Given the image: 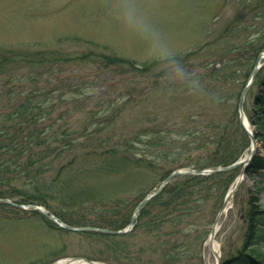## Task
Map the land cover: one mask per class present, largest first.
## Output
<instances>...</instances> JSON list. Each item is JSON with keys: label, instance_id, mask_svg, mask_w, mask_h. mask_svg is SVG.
<instances>
[{"label": "rangeland", "instance_id": "374dc122", "mask_svg": "<svg viewBox=\"0 0 264 264\" xmlns=\"http://www.w3.org/2000/svg\"><path fill=\"white\" fill-rule=\"evenodd\" d=\"M123 2L0 0V124H13L20 104L36 105L34 114L43 116L34 127L45 131L49 147L43 151L49 164L35 180L5 183L0 177V191L11 199L30 195L34 201L21 203L47 204L68 219L102 225L131 212L167 172L214 167L215 122L239 108L246 74L264 48V0H132L172 53L169 63L158 59L151 35L123 26L117 15ZM177 62L183 79L176 76ZM262 65L243 108L257 154L264 156L251 122ZM120 144L143 160L125 167L104 153ZM261 180L264 171L255 178L246 172L221 215L215 236L220 264L243 242L252 196L264 204ZM223 189L202 187L189 217L154 229L148 222L156 223L158 209H152L144 225L112 239L67 230L31 208L0 205V264H48L68 256L101 264H216L208 236Z\"/></svg>", "mask_w": 264, "mask_h": 264}, {"label": "trees", "instance_id": "16d2710c", "mask_svg": "<svg viewBox=\"0 0 264 264\" xmlns=\"http://www.w3.org/2000/svg\"><path fill=\"white\" fill-rule=\"evenodd\" d=\"M263 49L264 48L259 49L257 51V55ZM252 68L249 69L248 73L246 74V78L243 82L244 85L249 78ZM36 108V105L32 106L29 104V102L20 104L18 109L13 112V114H15L16 118L18 119L14 120L15 122L11 125H6L5 123L0 124V177L4 179L2 181L5 183L14 182L15 179H21L23 176L29 180H35L39 175L41 176L43 174V172L40 170V166L49 164V162L43 160L47 157L43 151L49 148L48 145H44L47 142L46 133L45 131L38 133V128L35 129L34 127L39 118H42L43 116L40 115L39 118L36 117L34 114V109ZM42 110L43 109H41V111ZM43 112L44 111H42V113ZM251 112V122L258 128V133L256 136L262 140L264 144V83L263 89L255 97V106ZM215 123L219 129L220 137L216 141L218 145L216 152L218 154L214 157L215 160L213 162V166L231 164L242 156L245 149H247L250 144V137L239 118V108L235 106L231 109V114H229L225 121H217ZM221 149L223 150L222 153L219 152ZM38 150L39 152H34ZM105 152L111 156L113 154L116 157L115 162H120L125 167L138 164V160H143L142 158L137 159L136 157L126 153L122 149L121 144L111 147L109 150H105L104 153ZM41 160L43 162L35 167L36 162ZM15 163H18V165L24 164L25 166L19 171L10 170L9 166ZM202 167L203 166L197 168ZM239 171L240 170L235 167L229 170L217 171L209 175L191 174L186 175L185 177L178 176L174 178V180L170 181L157 196L149 200L141 208L135 223V227L145 224V219L149 217L148 214L152 212V209H158V211L155 213L157 218L156 223H154L155 219H153L154 222L150 219L148 222L149 226H152L154 229H158V227L164 222L172 221L179 217L191 216L193 212L197 211V208L196 205H191L190 201L192 199L198 200V198H195V196L200 190H202V187L208 188L211 184H220L224 188L222 193L224 198L227 190L234 182ZM263 171L264 156L255 154L249 163L246 172L255 178V176L262 174ZM170 172L171 171L167 172L160 179V183ZM38 181L39 180L31 182L37 184ZM259 182L264 181L261 180ZM206 195V197L209 196L208 193ZM0 197L12 198L10 194H6L2 191H0ZM23 197L19 202L35 200V198L31 197L30 195H25ZM137 204H134L130 210L131 212L115 219H111L110 222L107 221L105 223H101L102 225L99 223L88 224L85 220L68 219L67 217L56 212L49 205H44L49 210L56 213L66 223L72 225H94L102 228L121 229L129 224L131 216L134 212V208ZM0 205L17 210L15 206L9 203L0 202ZM35 212L39 213L38 211ZM246 216L247 220L249 221V228L242 244L234 253L223 260L221 264H264V204H261L258 202L256 197L252 196ZM80 232H84L87 235H95L108 239H112L117 236L115 234L91 230H84Z\"/></svg>", "mask_w": 264, "mask_h": 264}, {"label": "water", "instance_id": "95a60500", "mask_svg": "<svg viewBox=\"0 0 264 264\" xmlns=\"http://www.w3.org/2000/svg\"><path fill=\"white\" fill-rule=\"evenodd\" d=\"M264 59V52L260 53L257 57L256 60V64L255 67L252 70L251 76H250V80L249 82L246 84V86L243 88L240 99H239V111H240V120L243 124V126L245 127L246 131L248 132L252 143H254L253 148L251 149L250 153L248 155H246L245 157L233 162L230 165H226V166H222V165H218V166H214V167H210V168H205V169H193V168H183V169H176L173 170L172 172L169 173V175L163 180V182L152 192H150L149 194H147L137 205V207L134 210V213L131 217L130 223L127 227L123 228V229H103V228H95V227H90V226H73L70 225L64 221H62L56 214L48 211L45 207H42L41 205L38 204H21V203H17L14 202L13 200L9 199V198H0V201H4V202H8L11 203L19 208H23V209H35L38 210L40 213H42L46 218L54 221L56 224H58L61 227H64L68 230H72V231H82V230H101L104 232H108L111 234H123L126 232L131 231L134 226H135V221L138 217L139 211L140 209L144 206V204L146 202H148L151 198H153L154 196H156L157 194H159L162 189L164 188V186L176 175L178 174H196V175H207V174H211L217 171H222V170H228L231 168H234L240 164H242V169L238 175V177L236 178L235 182H234V187H232L227 195L226 198L215 218V221L213 223V226L211 228V234H210V243L212 245H214V236L216 235L217 229H218V222L220 220V217L222 215V213L224 211L227 210V205L229 204V202L231 201V199L234 197L235 191L237 190V188L239 187L241 181L245 178L246 176V168L249 165L250 161L252 160V158L254 157V155L258 152V148L256 147V137L255 134L253 133L252 129L250 128V123L249 121H247V123L245 122V111H244V101H245V95L247 90L250 87V84L253 82V80L256 77V74L258 72V70L261 67V61ZM214 254L216 255L218 261L216 264H220L221 261V255L218 252V250L215 248L214 249ZM51 264H57L56 262L51 263ZM60 264H100V262L86 258V257H80V256H70V257H66L61 259V263Z\"/></svg>", "mask_w": 264, "mask_h": 264}, {"label": "clouds", "instance_id": "9594fccd", "mask_svg": "<svg viewBox=\"0 0 264 264\" xmlns=\"http://www.w3.org/2000/svg\"><path fill=\"white\" fill-rule=\"evenodd\" d=\"M117 15L120 22L129 31L140 35H151L153 37V39L156 41L154 49L158 50L159 60H162L164 63H169L172 61V53L166 47L162 46L159 43V38L153 31L150 22L139 11L132 0H124ZM178 60L181 61L180 58H178ZM174 68L176 69V76L180 79H183L186 75L183 64L177 62L176 64H174Z\"/></svg>", "mask_w": 264, "mask_h": 264}, {"label": "bare ground", "instance_id": "6f19581e", "mask_svg": "<svg viewBox=\"0 0 264 264\" xmlns=\"http://www.w3.org/2000/svg\"><path fill=\"white\" fill-rule=\"evenodd\" d=\"M245 122L247 123V116L245 115ZM254 146V143L251 144L250 148L252 149ZM255 147V146H254ZM256 147L258 148V145L256 143ZM214 247H217V244L215 243ZM57 264H60L61 263V260L59 261H56Z\"/></svg>", "mask_w": 264, "mask_h": 264}]
</instances>
